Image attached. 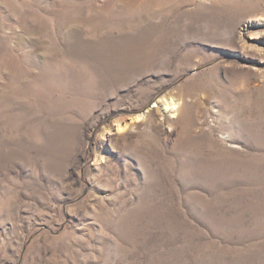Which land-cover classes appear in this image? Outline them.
<instances>
[{
    "label": "rangeland",
    "instance_id": "obj_1",
    "mask_svg": "<svg viewBox=\"0 0 264 264\" xmlns=\"http://www.w3.org/2000/svg\"><path fill=\"white\" fill-rule=\"evenodd\" d=\"M0 264H264V0H0Z\"/></svg>",
    "mask_w": 264,
    "mask_h": 264
},
{
    "label": "bare ground",
    "instance_id": "obj_2",
    "mask_svg": "<svg viewBox=\"0 0 264 264\" xmlns=\"http://www.w3.org/2000/svg\"><path fill=\"white\" fill-rule=\"evenodd\" d=\"M165 101H166L165 110L168 111V110H171V109H174L175 107H177V101H175L174 98H169V99H166ZM121 129L122 128H120L119 130H121ZM235 147H237V146H235Z\"/></svg>",
    "mask_w": 264,
    "mask_h": 264
}]
</instances>
